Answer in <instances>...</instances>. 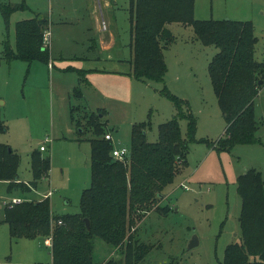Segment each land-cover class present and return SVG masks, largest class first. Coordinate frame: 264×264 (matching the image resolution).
<instances>
[{"label": "rangeland", "instance_id": "1", "mask_svg": "<svg viewBox=\"0 0 264 264\" xmlns=\"http://www.w3.org/2000/svg\"><path fill=\"white\" fill-rule=\"evenodd\" d=\"M0 3L21 6L12 12L9 27L0 8V55L7 39L15 48L16 22L37 14L49 19L44 43L51 55L49 63L14 58L0 62L1 112L7 126L0 131V142L19 154L18 175L25 182L34 179L33 150L45 144L40 154L51 159L49 176L30 191L20 187L9 191L6 181L0 180L1 215L3 202L13 196L30 200L49 196L55 213L79 212L82 191L91 182L95 121L105 122L103 133L113 135V146L129 147L133 124L140 121L150 123L147 137L156 141L158 125L177 115L174 103L161 93L169 89L187 101L185 112L197 119L193 141L187 118L179 119L182 136L189 140L187 164L131 226L123 247L97 236L94 257L99 264H125L121 250L138 242L150 248L138 261L141 264H224L225 248L239 241L241 230L238 176L250 168L264 175V82L255 97L257 141L223 149L219 139L225 136L227 121L208 72L218 47L203 44L191 25L167 24L174 40L163 48L164 79L142 80L131 74L130 0ZM263 10L264 0H194L198 19L250 20L258 38L254 53L258 61H264ZM165 206L170 207L167 212ZM194 235L199 242L190 248ZM47 243L43 236L11 238L8 224H0V264H51Z\"/></svg>", "mask_w": 264, "mask_h": 264}, {"label": "trees", "instance_id": "2", "mask_svg": "<svg viewBox=\"0 0 264 264\" xmlns=\"http://www.w3.org/2000/svg\"><path fill=\"white\" fill-rule=\"evenodd\" d=\"M9 27L10 16L21 6L1 4ZM131 74L142 80L162 81L167 71L164 47L174 35L168 23L191 25L196 38L205 45H215L218 51L208 64V72L218 103L227 121L225 136L219 139L223 149L237 143L257 141L258 118L255 97L260 80L264 82V61L255 59L257 37L250 20L198 19L194 16V0H130ZM49 19L40 14L20 19L15 24V48L5 41L2 58L21 59L29 63L41 60L49 63V45L44 43ZM85 70H81L84 75ZM76 94L82 92L76 89ZM174 103L176 117L158 125V139L151 141L147 121L133 124L129 155L124 159L112 156V140L106 137L104 123L96 122L98 136L91 142V182L83 189L80 211L57 214L49 196L39 200L23 199L8 202L0 222L7 223L11 238H51V264H99L94 257V238L123 247L128 230L142 219L174 182L180 166L187 164L188 141L195 139L197 119L185 112L187 101L166 89L161 92ZM186 104V105H185ZM188 110V109H187ZM188 120L189 140L182 136L179 119ZM0 104V131H6ZM83 131V128H82ZM33 150L34 179L25 182L18 175L19 154L0 142V180H6L8 190L20 187L30 191L38 180L49 176L50 155ZM241 196L239 241L225 248L224 264H264V175L256 168L247 169L237 179ZM157 207H159L157 205ZM167 212L170 207L162 208ZM91 227L87 228L85 218ZM145 243L129 242L125 264L138 261L149 250ZM136 255L137 261L134 260ZM178 262V261H177ZM47 264V263H45ZM178 264V263H170Z\"/></svg>", "mask_w": 264, "mask_h": 264}, {"label": "built area", "instance_id": "3", "mask_svg": "<svg viewBox=\"0 0 264 264\" xmlns=\"http://www.w3.org/2000/svg\"><path fill=\"white\" fill-rule=\"evenodd\" d=\"M104 27H105V22H104ZM47 33H48V31L46 32V34ZM46 34H45V40H47L46 39ZM106 137L108 139H111V140L113 139L111 133L110 134H106ZM40 149L41 150H46L45 144H41L40 145ZM129 153H130V147H127V146H114V148L112 149V156L115 157V158H119V159L126 158L129 155ZM18 201H20V200L13 199L11 202H18ZM47 244H48V246L51 247V245H52L51 238H48V243Z\"/></svg>", "mask_w": 264, "mask_h": 264}, {"label": "water", "instance_id": "4", "mask_svg": "<svg viewBox=\"0 0 264 264\" xmlns=\"http://www.w3.org/2000/svg\"><path fill=\"white\" fill-rule=\"evenodd\" d=\"M260 83H262V80H260ZM2 103V101L0 102V104ZM85 222H86V226L87 228H90L91 227V223H90V220L89 218H85ZM199 240H198V237L197 235H194L193 238L190 240V243H189V247H193L195 246L196 244H198Z\"/></svg>", "mask_w": 264, "mask_h": 264}, {"label": "crops", "instance_id": "5", "mask_svg": "<svg viewBox=\"0 0 264 264\" xmlns=\"http://www.w3.org/2000/svg\"><path fill=\"white\" fill-rule=\"evenodd\" d=\"M264 11V10H263ZM110 55V54H109ZM112 55H110V57H111ZM113 136V135H112ZM113 140V139H112ZM43 151V150H42ZM4 181H6V180H4ZM6 183H7V181H6ZM7 189H8V185H7ZM13 199H18V200H23L24 198L23 197H20V196H13V198L12 199H8V200H6V201H4L3 202V214L1 215V213H0V219H2L3 218V216H4V208H5V206H6V204L8 203V201H12ZM31 199V198H30ZM10 203V202H9ZM0 224H6V223H2V222H0ZM47 239L48 238H46V242H48L47 241ZM47 247H50V246H48V244H47ZM52 262V261H51Z\"/></svg>", "mask_w": 264, "mask_h": 264}]
</instances>
